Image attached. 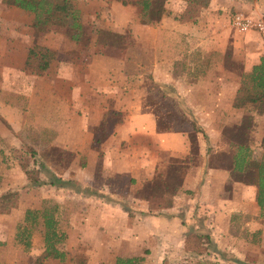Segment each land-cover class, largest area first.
<instances>
[{
  "label": "crops",
  "instance_id": "1",
  "mask_svg": "<svg viewBox=\"0 0 264 264\" xmlns=\"http://www.w3.org/2000/svg\"><path fill=\"white\" fill-rule=\"evenodd\" d=\"M73 4L79 12L81 32L77 39H70L55 31H48L38 38L37 42L54 49L56 56L46 70L41 72L42 75L37 76L24 69L27 49L33 40V14L13 5H5L0 0V16L3 18L0 19V26L3 25L0 30V117L4 122L0 124L2 142L6 145L14 143L10 139V136H14L16 140L27 142L37 151L44 148L75 152L85 150L90 152V155L95 151L99 153L95 171L98 178L106 180L109 177H124L125 185L130 190H139L148 184L145 195H125L126 192L118 195L110 191L107 183L101 182L94 187L88 186L86 181V187L96 190L95 194L77 196L78 200L88 204L86 210L90 211L89 214L94 213L101 221L102 218L110 219L111 224L104 231L109 232L111 237L109 242L103 239V243L108 250H114L111 264H114V258L117 256H142L140 264H146L149 258L157 257L161 262L167 255L186 251H191L196 257L205 254L214 261L212 264L238 262L253 254L258 255L257 259H260L264 253V216L260 214L255 203L256 188L238 179L239 176L232 169L230 161L215 162L212 159V155L218 151L231 150L220 127H214L210 123L203 124L201 121L204 117L202 115L208 116L213 112L192 108L187 110L199 119L200 125L198 131L193 133L194 154L199 158L198 162L194 163L188 158L193 153L192 143L186 134L176 130L157 129L154 115L138 108L135 111L134 100L124 92L125 88L121 92L119 82L122 81L120 76L123 73L124 60H113L106 55L128 49L131 44H127V48H119L95 42V31L98 29L123 34L133 44L143 42L144 45L139 47L144 51H151L155 56L149 70L161 73L159 82L170 85L172 81L169 74L168 77L163 74L166 70L164 67H167L168 71L175 67H168L162 59L156 58L165 54L166 47H178L174 54L180 60L197 53V57H208L213 52L224 54L222 49L215 46L214 36L207 31L208 23H205V20H209L207 15L210 11L199 7L206 12L205 16L186 22L187 20L169 17L164 10L161 16L144 22L139 16L141 4L135 0H125V3H122V0H73ZM137 4L140 5L138 10ZM12 16L17 17L13 19ZM87 23L97 28L91 37L92 43L108 47L106 51H113L93 54L88 53L87 48L83 51H64L61 48L63 38L73 43L80 41ZM221 25L226 24L221 21ZM261 53H264V50ZM85 54H88L86 63ZM81 57H84V61L79 59ZM257 60L258 57L249 65H245L242 72L250 71ZM188 68L181 69L185 71L189 70ZM209 68L211 67L205 70ZM87 71L97 72V80L90 81L84 74ZM113 71L114 82L106 78V74ZM193 71L195 70L192 68L190 72ZM191 82L195 83L193 80ZM180 85L181 80L174 79L172 86L176 93ZM237 86L229 99L228 110L231 118L232 113H241L233 111L230 105ZM95 88L103 93L98 96ZM98 97L104 101L93 106V98ZM175 99L176 103H183L178 98ZM185 103L191 104V101ZM115 112H120L119 120H109L114 119ZM262 117L254 115V129H264ZM96 131L97 143L93 139ZM258 132L259 142H255L254 146L249 143L250 150L254 148L256 151V145L261 149L260 142L264 131ZM138 134L142 137V144L132 140ZM221 136L225 140H222ZM76 137L78 141H75ZM92 143L96 146L95 150L88 148ZM171 159L178 160L175 163L183 165L179 182L171 195H153L152 182L156 175L161 178L160 173L167 169ZM45 164L56 177L64 180L76 178L78 185L82 187L81 182L85 180L82 181L79 171L72 177L66 170L58 172L55 169L58 163L51 159L45 160ZM159 183L162 184L161 179ZM167 197L170 199L169 203L165 202ZM40 205L38 204V207ZM128 215L131 217L128 218ZM204 235L207 240L201 243V237ZM0 242V249L7 245L6 250L17 248L28 256L35 255V258L43 248L41 243L39 250L33 252L34 244L31 239L30 247L26 251L14 241ZM100 243L102 244V240ZM195 248L198 249L196 252ZM144 250H147V253H144ZM25 258L28 257L22 256V259ZM11 262V259L5 258L0 251V264ZM41 262L65 264L66 256L62 261L46 258Z\"/></svg>",
  "mask_w": 264,
  "mask_h": 264
},
{
  "label": "rangeland",
  "instance_id": "2",
  "mask_svg": "<svg viewBox=\"0 0 264 264\" xmlns=\"http://www.w3.org/2000/svg\"><path fill=\"white\" fill-rule=\"evenodd\" d=\"M191 3L190 0H157V3L153 1L154 5L162 7L161 14L166 10L169 17H174V19L177 20H187L186 22H192V19L194 21L198 19V17L205 16L206 13L203 9L199 8V6L196 7L197 5H192ZM165 4L167 6H165ZM136 7L138 10L140 5L137 4ZM202 8L210 11L207 15L209 20H205V23H208L207 31L214 36L215 46L222 49L226 57L224 61L221 60L216 62L214 67L202 71V66H200L199 63L204 61V56L197 57V53L194 56L189 55L188 57H183L181 61L180 58L174 54L178 47L171 46L172 48L168 49L166 47L164 51L165 54L162 57L160 55L156 56V58L162 59L168 67H175L170 71H168L169 69H167V67H164L166 70L163 74L167 77L169 74L172 84L174 79L181 80L182 85L177 89L178 93H176L172 84L167 85L166 83L159 82L161 73H153V71L151 72V70H149L153 65L155 56L151 54V51H144L142 47H139L143 42L139 41L133 44L130 41V48L118 50V53L111 52L112 54L109 53L106 55L113 60H124V69L120 76L122 81L119 82L118 80V82L121 83V92L123 91L122 89L125 88L124 92L134 100L136 104V106H134L135 111L136 108H138V110L152 113L157 129L176 130L186 134L187 138L192 143L191 151L193 153V155L188 156V158L194 163L198 162L199 158L194 154L195 142L193 140V133L198 131L200 125L198 124L199 119H196L192 114L188 113V109L192 108V110L195 109L197 111L205 110L206 112H213L208 116L205 114L202 115L204 116L201 120L203 124L210 123L214 127H220L225 137L229 136L234 140L242 142L247 141L251 143L252 146L255 145V142H259L258 137H260V134H258V131H264L262 127L254 129L252 126L250 130H244L240 128V126H231V124L228 123L234 121L233 119H238L240 116V114L232 113L231 118V113L228 108L231 93L239 83L243 67L249 65V63L256 59L261 51L264 50V33L262 34L255 27L244 32L238 31L232 25L231 19L234 15L240 14L250 21L264 24V0H209L208 5ZM17 16H12V18L14 19ZM139 16L141 21L144 22L156 18L155 15H142L141 11L139 12ZM0 19L3 18L0 16ZM221 21H224L226 25H221ZM2 26L3 25L0 26V30ZM84 29V35L81 36L82 39H79L80 41L75 43L66 41L65 38L62 37L63 39L61 42L63 43L61 48L64 51L65 49L66 51H83L87 48V52L93 54L113 51V49L106 51L105 49L108 47L92 43L91 37L94 35V31L97 28L87 23ZM55 32H60L63 36L68 37L66 31ZM171 43L173 45L174 40H172ZM126 46L128 45L119 48H127ZM85 55L86 63L88 54ZM83 58L84 57H81L79 59L84 61ZM184 67H189V70H182L181 68L184 69ZM192 68L195 71L190 72ZM29 74L37 76L42 75V73L33 74L32 71H30ZM84 74L90 81L97 80V72L87 71ZM106 75L108 80L114 82V71ZM117 77H119V75ZM191 80L195 83H192ZM95 91L98 96L103 93L102 90L97 91L96 88ZM100 97L93 98V106L104 101V99ZM175 98H178L180 102L183 101V103H176ZM188 100L191 101V104L185 103ZM109 103L112 105L111 102ZM118 115H120V112H115L114 119L109 118V120H119ZM244 122L248 124L247 127L249 128L251 121L245 120L243 123ZM261 122L264 124V116L261 118ZM1 123L4 122L0 117V124ZM96 133L97 131L93 138L95 143L98 141L95 139L98 137ZM10 139L14 143L6 145L2 142L0 137V193L5 190H16L19 198L15 208L9 210L8 213H0V240H2L3 243L10 240L14 241V228L15 225L21 221L24 209L38 207V204H42L46 199L55 203L58 208V227L65 233L64 243L62 242L63 244L58 246L65 253V264H77L76 260L78 258L84 259L86 264L88 262V264H111L114 250H108L103 243V239L109 242V238L111 237L109 232L104 231L106 227L111 224V221L107 218H102L101 221V219L95 217L94 213L89 214L90 211L86 210L88 204L80 201V199L78 200L77 196L88 195L89 191H96L92 187H86V181L88 186L99 185L101 182L107 183L110 191L118 195H123V192H126L125 195H127V193L145 195L147 194L146 190L148 184L142 186L139 190H130L129 187L125 185L126 179H124V177L115 176L109 177L106 180L98 178L95 175V171L98 167L97 159L99 153L95 151H93L92 155L85 150L84 152H75L44 148L43 150L37 151L21 139L16 140L17 138L14 136H10ZM79 139L82 138L79 137ZM141 139L142 137L139 134L136 135V138H132L135 142H140V144H142ZM221 139L225 140L223 136H221ZM28 140L27 138L26 141ZM75 141H78V137H76ZM256 146L258 147L256 151L254 148H251V151H255L251 154L252 156H257L262 150L259 149V145ZM95 147L93 143L88 146V148H92L91 150H95ZM50 159L58 163V166L55 168L58 172L60 170H66L74 177L75 172L79 171L82 181L85 180L81 182L83 188L78 185L76 178L69 180V185H66V187H58L49 184L48 182L50 180L47 173L44 172V168L42 169V166L46 167L45 160ZM212 159L215 162L218 160L224 162L227 160V156L223 155L221 151H218L212 155ZM177 161L171 159L167 169L160 173L162 175L161 178H159V175L155 176L156 178L153 180L152 185L161 188L159 191L162 192L163 186L166 185L170 189L179 181V172L181 173L182 169L179 168V164L175 163ZM175 168L177 170H175ZM25 169L31 171L29 174L31 178L26 177L24 172ZM159 179L163 181L162 185H160ZM33 181H36L37 184H34ZM152 194L158 195L153 192ZM45 195H48L47 198H43ZM130 217L131 216L128 215V218ZM128 218L127 220H129ZM40 231V225H36L32 231L33 235L31 241L34 244L33 252L39 250L38 248H40L42 243ZM101 240L102 244L100 243ZM114 246H116V242ZM6 247L8 246H2L0 251L5 258L11 259V264H33L35 255L32 254L28 256V254H23V252L19 249L17 250V248L16 250L15 248H8L6 250ZM197 250V248L194 249L195 252ZM22 256H27L28 258L22 259ZM196 256L197 255H194L191 251H186L185 253L180 252L167 255L162 258L161 262L157 260V257L153 259L147 258L149 261H147L146 264H204L214 262L211 261L210 257H206L205 254L203 255L204 257ZM257 256L254 254L248 255V257L241 261H232L228 264H264V253L261 255L260 259H257Z\"/></svg>",
  "mask_w": 264,
  "mask_h": 264
},
{
  "label": "trees",
  "instance_id": "3",
  "mask_svg": "<svg viewBox=\"0 0 264 264\" xmlns=\"http://www.w3.org/2000/svg\"><path fill=\"white\" fill-rule=\"evenodd\" d=\"M1 1L5 5H13L33 14L31 23L33 40L27 49L24 69L30 70L36 74L44 72L51 60L56 56V51L39 44L37 42L38 38L48 31H66L70 39H77L81 32L79 12L78 9L75 8L73 0ZM153 1L157 3V0H135L136 3L141 4L142 15L150 14L159 17L162 13V7L154 5ZM190 2L199 7H206L209 0H190ZM122 3H125V0H122ZM96 36L95 42L99 44H108L118 47L130 44L129 38L125 35L117 34L110 30L98 29L96 30ZM225 57V53L220 55L215 52L210 53L208 57L204 56V61L199 63L200 66H202L201 70L204 71L207 67L214 66L218 61H224ZM230 105L233 111L241 112L238 119H233L234 121L228 122L231 126H240V128L244 130H250L255 123L254 115L264 116V53L258 56L257 62L251 66L250 71L240 74L239 84L232 96ZM245 120L251 121L249 128L247 127L248 124H245V122L243 123ZM226 140L231 150L221 152L223 155L227 156V161H230L232 169L237 172L236 174L239 176L238 179L241 182L255 186V203L259 208L260 214L264 216V136L260 142L262 150L257 156H251V150L248 146L249 142L234 140L229 136H226ZM179 168L183 171L182 164H179ZM42 169L47 173L50 180L48 182L49 184L58 187L69 185V180L56 177L46 167L42 166ZM175 170L177 169L175 168ZM24 172L26 177L31 178L29 175L31 172L30 170L25 169ZM181 173L179 172L180 175ZM33 182L37 184L36 181ZM178 182L170 189L167 185L163 186L162 192L159 191L161 188L152 185L151 192L158 195H171ZM89 194L92 195L95 194V192L89 191ZM18 198L19 195L16 190H5L0 193V213H8L9 210L15 208L18 204ZM165 202L169 203L170 199L167 197ZM57 212V205L45 199L38 208H25L21 221L15 225L13 240L16 244H20L25 251L30 247V239L34 227L36 225H40L41 227L40 232L43 248L40 254L35 258L33 264H41V261L46 258L58 259L60 261L65 258V253L57 246L65 239V233L58 227ZM201 238V243L207 240V236L205 235ZM144 253H147V250H144ZM142 260V256H117L114 258V264H140ZM76 262L77 264H85L82 258H78Z\"/></svg>",
  "mask_w": 264,
  "mask_h": 264
},
{
  "label": "built area",
  "instance_id": "4",
  "mask_svg": "<svg viewBox=\"0 0 264 264\" xmlns=\"http://www.w3.org/2000/svg\"><path fill=\"white\" fill-rule=\"evenodd\" d=\"M232 25L241 32L247 31L252 27H255L259 30L262 34L264 33V24L261 22H253L245 17L241 16L240 14H236L231 19Z\"/></svg>",
  "mask_w": 264,
  "mask_h": 264
}]
</instances>
